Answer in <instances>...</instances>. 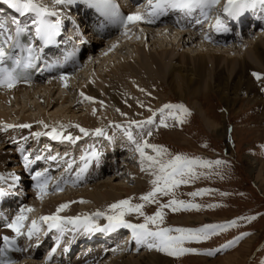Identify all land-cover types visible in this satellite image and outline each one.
<instances>
[{
    "label": "rangeland",
    "instance_id": "rangeland-1",
    "mask_svg": "<svg viewBox=\"0 0 264 264\" xmlns=\"http://www.w3.org/2000/svg\"><path fill=\"white\" fill-rule=\"evenodd\" d=\"M45 1H47V4L49 3V5H52L50 1ZM262 29L264 30V23L257 25L256 29H253L250 33V41L246 40L244 49H241L239 52L235 51L233 53L231 51H227L223 53V51L219 50L216 52L221 55L224 54V56H237L238 54L243 55L250 47V42L258 39L256 36L263 31ZM213 38L216 39L220 37L215 36ZM110 40L111 38L105 41L102 40V42L105 43ZM141 41V38L133 39L132 36L126 40L120 38L118 45L112 50H110L111 48L109 50H104L105 44L108 42L105 44H102L101 41L98 42L99 44H97V47L93 49L95 52L91 54L93 59L92 63L98 60L99 57L100 60L96 61L92 68L89 66V63H87L89 60H87L84 66H81L75 75L68 79L69 81L66 80L63 82L64 88L58 89L60 94L63 92L66 96V99L62 101L65 102L61 103L60 100L57 102L58 99H54V96L56 98L59 97L56 94L57 92L53 95V100H56L57 102L54 106H56L57 109L60 105L66 103L68 108L65 112H58L56 108H53L54 106L51 107L52 109H49V106L47 107L46 105V97H44L45 99L43 98V92L38 91L36 93L37 95H35L37 99H32V101L34 100V102H36V107H34L33 103L31 104V101L28 102V104L26 103L23 105L25 112L24 115H41L38 117L43 120V124H40L39 121L38 124L40 125L37 124L35 126L37 129H41L40 127L44 124L48 125L49 120L46 116L49 115V118H52V120L56 123L55 128L63 126L60 130H63L64 134L83 138L87 136L85 140L93 138L94 130L97 128L102 129L103 132H108L109 129L115 128L118 124L124 128L125 126H128V131L132 132L133 138L137 141V143L147 140L151 144L165 147L171 155H183L188 158H199L201 161L207 162L210 166L205 167L200 164L193 166L195 177L188 178L189 182L187 184L177 186L168 196H157L160 203L166 204L170 199H176L178 201H184L186 204H198L200 205V208L198 210L181 209L176 212L171 211L170 208H165L163 209L164 221L161 226L164 225L165 227L173 228H197L205 224H223L232 220L237 221L236 226L230 227L226 231L213 235L209 239L201 242H185V247L196 248L197 251L194 253L189 252L171 257L166 253H162L168 256L172 262L171 264H206L203 260H206L207 262L232 255L234 253L241 254V264H264V74L260 75V79H257L256 76L252 77L254 86L253 91H239L236 97L233 100H230L229 105H225L226 103L220 99L218 94L212 88L211 90L208 89V91L207 89L204 91L202 90L195 95H193L195 91H192V94L186 96L185 100H182L169 89L167 82L164 79H157V81L154 82L155 84L146 90V92H143L144 89L141 91L142 88L136 89V86H134L137 91L140 93L143 92L142 98L144 100H141L142 98L133 95V93H131V95L127 98L129 101H133L132 103L135 105L137 110L139 109L138 111H135L136 115L133 117L125 116L119 111L116 113L117 110L112 111V109H109L110 106L107 103L108 100L104 96H102V100L93 99L92 101H88L80 95L81 93H84V95L87 96L84 90L85 86L89 83L95 88H98L99 90H97L100 93H103L99 86L102 84H110V80L113 76L112 69L114 67L121 63L129 64L132 61L137 60L138 49L143 46V42ZM151 42L152 41L149 40L148 43L146 42V45L152 51L162 49L164 46V44L163 46H159V44L154 46V44H152V46ZM206 43L209 46L216 45L209 44V42ZM232 43L234 45L236 44L235 42ZM221 48H223V46ZM187 49L188 53H191V49H193V47L190 46ZM182 50V48H179L176 53L178 54L182 52ZM200 52L205 53V50H200ZM259 68L263 72L261 66ZM96 73H98L99 77H97ZM211 83H213V81ZM211 87L217 88V85L211 84ZM22 97H26V95H23ZM195 101L199 103V107L202 110L204 117H202L200 113L193 108L192 103ZM164 104H182L190 114L185 115L178 109H173L166 110L163 116H161L160 112L156 110L160 109ZM7 107L8 106L0 103V112L6 110V113H9L10 117L14 115V112H17L10 111ZM46 108H48L50 113H46ZM149 109L156 111L152 125H146L143 129H135V126H130V121L145 120L152 115V111H149ZM170 111L171 114H169ZM17 114L19 116H14L11 120L20 118V121H22L23 116L21 115H23V112L19 110ZM81 116L90 117L94 124L93 127L87 129L89 134L86 136H84V134L80 131L78 132L76 127L72 126L79 125V119ZM176 117H178V120H176ZM8 119L9 118L5 120ZM161 119L164 120V124L166 126H161ZM66 120H70L74 123L71 124V126H68L67 122L69 121L66 122ZM64 122H66L65 125ZM208 123L210 125H208ZM148 131L152 132L151 136L147 135ZM90 134L93 136L88 137ZM124 138L128 140L127 136H124ZM122 144H125L124 141ZM131 144L130 147H132ZM80 146L81 145H79V147ZM90 146L92 145H89V147ZM127 146L129 147V145ZM8 148L9 146L4 149L6 150ZM119 148H121L122 152L123 147ZM1 149L2 148H0V150ZM145 153L147 155H155L151 149H145ZM246 157L249 159L256 158L260 160L261 169L258 173L254 170L249 172L250 164L245 161ZM133 159L135 161L132 166H130L131 170L133 168L132 171H134V173L136 172L142 177L144 176V182L141 184L136 183L134 181L135 177L132 176L133 172L127 171L128 174H130L128 175L129 177H124L118 182L127 187H135V191L126 193V191L122 190L121 195L116 197V202L132 198L131 202L133 204L143 203L139 200V197L152 189L150 181L155 177L151 174V170L147 169V162H145L146 170L142 171L140 164L141 158L138 152L136 153V159L134 157ZM216 161H220V163H216ZM127 164L129 166L130 162L128 161L126 164H122L120 162L119 166L116 165L113 169H126ZM3 168L4 170H7L8 164L6 163L0 171H3ZM113 169L111 168V170ZM106 174H109V172ZM256 175H258L259 178H257ZM107 178V175L104 174L97 180L102 181ZM81 187L75 188L76 190L73 191L71 190L72 188L67 191L62 190V194H59L61 193L59 192V195L55 196L54 194H50L51 197H45L42 199L37 206V210L44 207L50 200L57 199L58 201L61 200L62 204H67V198H75L76 201L73 200L72 204H70L71 208L78 204L76 208L81 211L84 210L86 212L93 210L92 208L96 207L94 210L100 209V211L104 212L106 215L111 214L108 210V205L113 204L115 201L104 202L101 206L99 205L97 207L93 204L91 199L86 197L84 198V195L86 194L85 191L89 189L88 186L85 185L82 189ZM89 190H91V188ZM193 192H200V195H189V193ZM80 200L84 202L77 203ZM210 205L212 207H209ZM70 206L62 213L64 214V217L65 215L67 216L66 212L71 210ZM56 208L50 214L55 213ZM156 210L157 204L155 203L145 204L143 209L146 215H152ZM243 217H255V219H241ZM125 220H134L136 223H142L143 217L132 213L127 214L125 216ZM245 233L247 235H242ZM236 237H240V239L237 240ZM134 240L135 239H133L132 246L135 249L140 248L142 250L133 254L131 250H128V253L125 251L120 252L118 251L119 247L117 250L116 247L115 249L113 248L114 250L112 249V251L111 249L108 250V252L110 251L112 255L110 256V254H108V259L101 260L100 264H110L113 258L125 261L130 254L138 255L140 253L152 254V252H159L155 249L150 250L148 247H139L136 240ZM122 241L123 240L121 239V242ZM229 241H233V244L235 245H229ZM121 242L116 245H121ZM221 245L228 246L221 248ZM123 248L125 247L123 246ZM216 249L220 250L216 251ZM115 250L120 253L118 255L114 254V252H116ZM120 250H122V248H120ZM209 250L212 251L211 255L206 254ZM203 251L206 252L203 253ZM23 260H20L16 264H32V262H28V260H32L35 264L38 263L34 261V258H27ZM237 261H239V258L233 256V259L229 264H237Z\"/></svg>",
    "mask_w": 264,
    "mask_h": 264
},
{
    "label": "bare ground",
    "instance_id": "bare-ground-1",
    "mask_svg": "<svg viewBox=\"0 0 264 264\" xmlns=\"http://www.w3.org/2000/svg\"><path fill=\"white\" fill-rule=\"evenodd\" d=\"M244 10H246L251 15L252 22H253L251 25V28H252L253 26L255 27L257 24V22H256L257 16H259V14L263 15L264 6L257 3L255 5V7L245 8ZM244 10H242V11H244ZM255 11H259L256 16H255ZM4 12L6 15L7 12L6 11H4ZM232 16L233 15H229L230 18ZM7 17L9 18V16H7ZM257 21H259V20H257ZM154 24H156V23H154ZM154 24L144 25V26H140L137 24L136 25L130 24L132 27V30L130 32H128L127 34L123 33V34L119 35L118 37L117 36H111L109 38L104 39V41H105V40H109L111 38L110 41L105 42V43L108 42L107 44H105L104 42L101 41L102 44H105L104 50H109L110 48H111L110 50H112L114 47H116L118 45L120 38L126 40L127 38H130V36H132L133 39L134 38H141L142 39L141 42H143V46L138 49L137 60L132 61L129 64L121 63L112 69L113 70V73H112L113 76L110 80V84L109 85L108 84L107 85L102 84L99 86L100 90H102L103 93H100L98 91L99 89L92 86V84H90V83L87 84L85 86V90H84V92L86 93L87 96L92 97L95 100H102V96H104L108 100L107 103L110 106L109 109H112V111L117 110L116 113H118V111H119V112H121V114L123 113V115H125V116H132L133 117L136 115L135 111H138L139 109L137 110V108H135V105H133V103H132L133 101L131 102V101L127 100V98L131 95V93H133V95H135L139 98H142L143 92H146V90H148L153 84H155L154 82L157 81V79L166 80L169 89L172 92H174V94H176L182 100H185L186 96L192 94V91L193 92L195 91L193 94V95H195V94H198L199 92H201L202 90L204 91L207 89V91H208V89L211 90V88H212L218 94L220 99L224 103H226L225 105H227V104L229 105L230 100L231 99L233 100L239 91H241V90L253 91V87H254L253 82H252L253 81L252 77H254L253 73L258 74L259 76L261 74H264V30L263 29H262L263 31H261V33L256 36V37H258V39L250 42V47L248 48V50L245 51V53L243 55L238 54L237 56H233V55L232 56H230V55L224 56V54L221 55L216 51H218V50L223 51V53H225L227 51H231L233 53L235 51L239 52L241 49H244L246 40L250 41V39H251L250 36H248L247 34H245V35L243 34L241 37H239V40H236V44L234 45L232 43L234 40H232L231 33L227 29H224L218 35V37H220V38L214 39L213 37H215V36L212 35L211 38L207 37V39L202 41V38L199 37L198 35L194 34L192 31L184 32V30L176 29L173 26L169 27L168 25H165L164 23H160L158 25H154ZM195 30H201L200 26L199 25L195 26ZM219 39L223 40V41H220ZM149 40L152 41L151 45L154 44V46H155L156 44H159V46H163V44H164V46L162 49H156L155 51H152L146 45V42L148 43ZM98 42H100V41L94 40V42L90 45L89 50L91 51V53L88 56H86L85 60H84V64L86 63L87 60H89V61H87V63H89V66H91V68L94 66V63L96 61L100 60V57H99L98 60H96L95 62L92 63L93 59H92L91 54H93V52H95L93 49H95L97 47V44H99ZM206 42H209V44H216V45L209 46V45H207ZM217 45H218V47H217ZM190 46L193 47V49H191V51H192L191 53H188L187 48ZM222 46H223V48H221ZM179 48H182L183 50H182V52L177 54L176 51ZM184 48H185V50H184ZM246 48H247V46H246ZM200 50H205V53H202L203 51L200 52ZM206 50H207V52H206ZM238 52H236V53H238ZM84 64H83V66H84ZM260 66H261L263 72L260 70V68H259ZM249 74H250V76H249ZM96 75H97V77H99L98 73H96ZM212 81H213V83H211ZM48 83H50V82H48ZM55 84H56L55 88L52 86L36 85L33 88H31L32 90H30V91H27L25 89H16L14 91L12 90L10 93V96L13 97V95H14V97L12 99L8 100L9 102H7V101L4 102V99L0 98V103L4 104L5 106H8L7 108L10 111H13V112L17 111V112L16 113L14 112V115L9 117L8 116L9 113H6V110H4V111L0 112V120H3V118H4V120L9 118L8 120L11 122V124H14V125L20 124L21 122L22 123L25 122V124H27V123H30V122L32 123V122H35L36 120H39L38 116H41V115H38V116L24 115L25 112H24L23 105H25L26 103L28 104V102L31 101V104L33 103L34 107H36L37 104H36V102H34V100L37 99L35 95H37L36 93L38 91L43 92V94H42V95H44L43 98L46 97V105H47V107L49 106L48 107L49 109H52L51 107L54 106L55 103L59 102V100L61 101V103H64L65 101L64 102H62V101L64 99H66V96L63 94V92H62V94H60V92H58L59 88H64L63 81H61L60 83H55ZM211 84L217 85V88L211 87ZM134 86H136V89L142 88V89H144V91L140 93L139 91H137L134 88ZM54 93H56L59 96L57 98L54 96V99H58L57 102H56V100H53V95H55ZM23 95H26V97H22ZM148 98H149V96H148ZM32 99H34V100L32 101ZM141 100H144V99L142 98ZM44 105H45V101H44ZM44 105H42V106H44ZM192 106L198 113H200V115L202 117H204V115L202 114V110L199 107L198 102H196V101L193 102ZM48 108H46V113H50L48 111ZM53 108H56V110H58V112L59 111L65 112L68 107L66 106V103H65V104L60 105V107L58 109L56 106H54ZM106 109H108V108H106ZM19 110H21V112H23V115H21V116H23L22 121H20V119H17V118L14 120H11L12 117L19 116L17 114ZM41 110H42V108H41ZM46 117L48 120L52 119V118H49L50 117L49 115H47ZM79 125H80V127H83L85 129H88V128L94 126L92 119L90 117H86V116L80 117ZM208 125H210V124L208 123ZM53 128L54 127L45 128L44 133L45 132H51V130ZM61 128L62 127H59V129H61ZM120 128L116 127L117 130L112 131V134H110L111 139L109 140V143H107L108 147H106V149L101 148L100 151L102 150L103 156L105 153H106V155H108L110 153H112L113 155H116V156L120 155L119 158H115V160L118 159V165L117 166H119L120 162L122 164H126V162L129 161L130 164H129V166H128V164L126 165L127 166L126 169L119 168L118 170H114L113 168L116 167V162L114 161V163L108 164L109 165L108 167L103 166L104 171L102 172V175H104V174L107 175L108 180L107 179L102 180V181L101 180H96V181L92 180L93 182H91V181L89 183L86 182L87 183L86 185L88 186L89 189L91 188V190L88 189L87 191H85L86 194L84 195V198L86 197V198L91 199L93 201V204H95V206H97V207L99 205L101 206L104 202L115 201L116 197L121 195L122 190L126 191V193H131V192L135 191V187L134 188L132 186L127 187V186L121 184L120 182H118L120 179H123L124 177H127V178L129 177L128 175H130V174H128L127 171L133 172L132 176L135 177L134 181L136 183L141 184L142 182H144V178H145L144 176L143 177L141 175L139 176L136 172L134 173V171H132L133 168L131 170V167H130V166H132L131 160L133 159V157L136 159V153H134V155L132 157L133 153L131 154V151H130V150H132V147H130L131 140H127L124 138V136H127L126 131L124 129L122 131ZM125 129H128V128L125 127ZM118 134H119V136H118ZM44 136H47V138H49L48 135H44ZM84 136H86V135H84ZM89 136L92 137L93 135L90 134ZM47 138H46V140H47ZM85 138H87V136ZM85 138L80 137L76 141V143L78 145H81L80 146V147H82L81 150H83V152H79V155L87 152L85 148H87L88 145H95V146L98 145L97 144L98 143L97 137L94 136L92 140L86 139L87 141L84 140ZM54 141H57V143L63 142L64 148L62 149L61 153L65 154V152L66 153L67 152H71V153L73 152L74 145L72 144V142L70 140L57 139ZM123 141L125 144H122ZM44 144L46 145L47 143H44ZM127 145H129V147ZM52 146H55V148L57 147V145H52ZM3 147H5V146H3ZM3 147L2 146L0 147V148H2L0 150V168L4 167V165L6 164L5 161L8 158H10V156H11L7 152V149L5 150ZM119 147H123L122 152H121V148H119ZM95 148H97V147H95ZM95 148H93V149H95ZM93 149H90V151H92ZM117 151H119L118 154H117ZM74 153H77V155H78L77 151L73 152V156H74ZM129 154H131V156H130L131 160H129L128 158L125 157V156H128ZM66 157H67V155L66 156L64 155L61 160H63ZM111 160H112V158H111ZM245 161L250 164L249 172H252L254 170V171H256V173H258V171H260L261 163H260L259 159H256V158L249 159L246 157ZM78 162H81L80 170H81V168L84 167V164L86 162H87V168L82 173L80 170L78 171L79 173H81V176L78 179H75L73 181L70 180V183H71L70 187L79 186V181L82 179L84 181H86V180H91V179L95 178L94 166H95V164H98L99 162H93V161L88 160V159L87 160H81L80 159ZM111 168L113 170H111ZM12 169L13 168H10V170H12ZM102 170H103V168H102ZM112 171H113V173H112ZM108 172H109V174H106ZM3 175H5V174H3ZM8 175H10V177L13 178L15 173L14 174H8ZM258 175H256L257 178H259ZM15 177H16V175H15ZM87 177H89V178H87ZM82 187L84 188L85 186H82ZM72 195H73V192H72ZM79 197H77V198H79ZM73 200L76 201L75 198H72V199L67 198L66 203L70 206V204H72ZM61 204H62L61 200L60 201H58L57 199L56 200H50L45 206L43 205L44 207H42V209L46 210L44 214L51 215L50 213L52 211H54L55 208ZM77 205L73 206L72 208L70 206L71 210H68L66 212L67 216L65 215V217L81 216L83 214V211H81L80 209H77L76 208ZM90 211L91 210L86 211V212H90ZM63 212H61V214H59V215L64 217V214H62ZM99 223H101V222H99ZM86 233H89V232L84 231L82 233H79V235H77L75 237L73 236L72 240L69 243H67L68 245H70L72 242L77 241L78 244H75V245H77L76 248L79 245L81 247H85L86 245H88L90 247L86 251H85V248L83 249L86 253V256L85 257H84V255L82 257L79 256L78 257L79 259H77L78 263H80L81 261L84 262L86 259L91 258L92 261L90 263L96 264L97 261H99L102 258H105L106 256H108V254H110V256H111L112 253H110V251L109 252L106 251V249H105V247H109V246H112L114 249L117 247L116 250L119 247L118 251H120V252L125 251L128 253L129 252L128 250H130L132 243H133V239H134L132 235H129L127 237H131V241L130 240H123L120 243L121 245L112 244L113 242L110 240H94V239L92 241L77 240L78 236H80V235L83 236ZM120 240H121V238H120ZM95 242H101V243H99V245L96 246V245H94ZM138 245H139V247H142V248L147 247L146 244H138ZM123 246L125 248H123ZM64 248H67V246H65ZM113 248H110V249H113ZM120 248H122V250H120ZM120 252L116 251V252H114V254L118 255ZM23 254L25 255L24 256L25 258L29 257L27 255V254H29L28 251L26 253H23ZM233 256L238 257L239 261H237V264H241V262H240L241 254H239V253H234L232 255L224 256L222 258L207 261V262H206V260H203V261H205L206 264H229V263H231ZM123 258H124V256H123ZM30 261L32 262V264H35V263H33L32 260H28V262H30ZM18 262L14 261L13 264H16ZM171 263L172 262L170 261V259H168L163 254H161L159 252L158 253L152 252V254H147V253H145V254L140 253L138 255H131L130 254V256L127 257V260H125V261H122V259L120 260L118 258L117 259L113 258L111 260L110 264H171ZM36 264H38V263H36Z\"/></svg>",
    "mask_w": 264,
    "mask_h": 264
},
{
    "label": "snow or ice",
    "instance_id": "snow-or-ice-1",
    "mask_svg": "<svg viewBox=\"0 0 264 264\" xmlns=\"http://www.w3.org/2000/svg\"><path fill=\"white\" fill-rule=\"evenodd\" d=\"M5 4H8L11 8L16 9L20 15H23L28 12H36L37 15L43 16L44 14L48 15H57L55 12H49L47 7L40 5L36 0H0ZM73 0H53L55 4H71ZM91 5L96 6L97 8L105 11L106 13L118 14L116 6L112 3V0H88ZM148 11L146 16L140 12L129 14L126 17L122 18V23L127 26L129 24H136L138 22H143L147 18V22L151 23L152 17L165 14L167 9H179L181 11L188 9L199 8L202 11L203 15H207L204 12V9H209L220 3V0H147ZM259 3L264 6V0H226L224 4L223 11L229 15H238L242 10L248 7H255ZM35 23V21H34ZM197 23H200L197 20ZM59 19L55 23H41L37 28V34L43 40L44 44H51L55 42V37L59 35ZM217 28H220L219 18L217 17ZM23 31V29L18 28V32ZM5 52L3 49H0V58L4 57ZM257 79H260V76L256 73H253ZM61 80L65 78L60 77ZM15 84V77L8 73L5 75L3 81H0V86H6L8 88L13 87ZM143 91V89H141ZM85 100L92 101L93 98L85 96L84 93L80 94ZM178 109L181 113L188 115L190 114L188 110L182 105H172L164 104L159 111L161 116L165 113L166 110ZM152 111L147 119L137 121H130V126H135L138 129H143L146 125L153 124V118L156 115V111ZM171 114V111L169 112ZM123 115V113H122ZM43 124V121H40ZM161 126H166L164 120H160ZM45 128H48V125H43ZM6 127H19V128H29L31 127L28 124L20 125H7ZM63 127V126H61ZM74 127L79 128V131L84 135H88V130L80 127L79 125H74ZM117 128H120L121 125H116ZM94 135H103L102 129H95ZM34 136L39 137L40 135H48L53 140L64 139L75 141L79 137H72L71 135H62L58 132L56 128H53L51 132L45 133H33ZM126 135L129 140L133 139L131 131L126 130ZM148 136L152 135L151 131L147 132ZM145 149H151L155 155H147ZM136 151L140 155V164L141 170L145 171V162H147V169L151 170V174L155 177L150 181L152 185L151 191L143 194L139 197V200L143 203L133 204L131 202L132 198L123 199L116 203L108 205V210L110 215H106L104 212L97 211L92 213L91 216L85 215L75 216V217H63L59 213L63 212L69 205L61 204L56 208V212L47 215L41 216L38 220H31L30 223L26 225L28 217L27 212L33 211L32 208H21L19 213L15 215L10 222L4 220L2 226L11 230L17 237L21 235H27L29 239L36 233L40 231L39 223L43 222L51 229H56L61 234L64 232V225L70 224L73 228L83 227L85 231H104V230H114L116 228L124 227L131 229L132 236L136 240L137 244H146V246L151 250L155 249L156 251L166 253L169 256H179L184 253L196 252L195 248L185 247V242H201L209 239L213 235H217L221 232L226 231L230 227H235L237 221L232 220L223 224H205L197 228H185V227H161L164 221V212L163 209L170 208L171 211L176 212L178 210H191L199 209L200 205L185 203L184 201H178L176 199H170L168 203H160L157 199L158 195L168 196L173 192V189L181 184H187L189 182L188 178H194L195 173L193 171V166L200 164L202 166H210L207 162L201 161L199 158H188L183 155H171L168 153V150L156 144H151L147 140L136 143ZM98 153L93 149L90 153V157H96ZM167 157V158H165ZM88 157L82 156L81 160H87ZM41 159L40 155L35 156V160L39 161ZM48 159L55 160V156H49ZM25 167H28L32 161L29 160L28 156H24ZM220 163V161H216ZM87 168V162L84 164V167L81 168V173ZM32 179L36 181L35 187L37 189V197L42 199L44 195L48 194V185L49 179L46 177L43 172H34ZM56 190L60 191L59 185L56 186ZM4 191L0 190V196L6 195ZM191 196L200 195V192L189 193ZM83 203L84 201H80ZM157 204V210L152 215H146L143 211L145 204ZM209 207H212L211 205ZM135 213L140 217H143L142 223H131L125 220L127 214ZM92 217H103L107 220V224L103 228H100L93 222ZM241 219L250 220L255 219V217H243ZM27 228V231L24 232L22 229ZM242 235H247L242 234ZM3 240V246H0V264H13L10 259L6 258V253L9 250L17 251L15 247V240L10 239L8 236H3L0 238ZM240 239V237H236ZM232 241H229L230 245ZM228 245H221V248ZM220 249H216L219 251ZM55 251V248L52 249V252ZM206 254L211 255L212 251L209 250ZM51 253L49 254V257Z\"/></svg>",
    "mask_w": 264,
    "mask_h": 264
}]
</instances>
